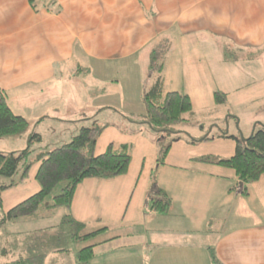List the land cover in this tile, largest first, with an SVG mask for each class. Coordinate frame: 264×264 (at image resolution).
I'll return each mask as SVG.
<instances>
[{
  "label": "crops",
  "instance_id": "crops-1",
  "mask_svg": "<svg viewBox=\"0 0 264 264\" xmlns=\"http://www.w3.org/2000/svg\"><path fill=\"white\" fill-rule=\"evenodd\" d=\"M157 49L169 50L164 88L180 92L186 84L191 105L193 95L215 90L225 99L240 93L264 103V0H0V90L29 123L58 111L63 74L73 81L85 68L102 75L115 65L141 64ZM214 77L223 85L214 87ZM88 83L91 92L104 91L102 78ZM220 135L201 142L232 141L234 153L235 140ZM207 164L209 170L176 176L174 187L157 186L170 206L157 212L145 202L147 237L139 244L94 250L87 264H264V174L244 194L233 169ZM92 179L77 186L71 208L78 194L100 191L90 187ZM83 205H89L84 196Z\"/></svg>",
  "mask_w": 264,
  "mask_h": 264
},
{
  "label": "rangeland",
  "instance_id": "rangeland-1",
  "mask_svg": "<svg viewBox=\"0 0 264 264\" xmlns=\"http://www.w3.org/2000/svg\"><path fill=\"white\" fill-rule=\"evenodd\" d=\"M157 51L159 52L154 63L162 67L169 50ZM149 59L144 57L140 60L141 64L130 61L128 64L115 65L102 75L97 72L96 76L92 70L90 72L85 68L83 74H77V81L70 80L69 76L63 74L61 85L64 88V98L57 101L61 105L58 111H48L47 116L38 120V123H29L22 115L28 121V127L19 134L0 137V152L20 151L28 147L30 151L12 178L0 176V183L14 181L12 187L1 190L0 264L18 258L25 251L20 243L23 239L29 240L33 235L42 239L57 233H67V241H64L63 246L69 252L61 253L62 255L49 252L44 264H75L78 250L110 240L114 235H120V240L111 245H96V255L117 244H139L147 237L146 218L149 217L144 215L145 202L151 207L149 195L151 196L157 186L174 187L177 183L176 176L182 178L179 174L188 176L193 169L209 170L211 165L198 160L200 156H231L233 153L232 141L218 140L210 143L199 140L223 133L248 138L256 123L258 124L254 129L264 127L260 123L264 119V103L260 99L251 95L241 97L240 93H234L224 101H218L215 93L220 91L217 90L206 96L193 95L192 111L184 114V121L162 128L150 126L142 101L145 80L152 81L154 77L149 78L152 71V60ZM146 64H150V68ZM116 66H119L117 70ZM92 68L97 69L96 66ZM153 73L155 75L156 71ZM93 77L105 81L103 92L95 93L88 89V81ZM218 80L215 78L214 87L223 85ZM177 89L181 93H189L186 84ZM166 90L170 89L164 88ZM234 115L238 119L232 118ZM251 120L253 122L248 126ZM94 126L101 128L94 146V155L104 152L109 144L129 145L131 162L127 173L110 180L96 178L88 181L93 182L89 184L90 187L99 188L100 191L94 195L78 194L73 208L48 207L53 202V196L60 193L66 184L65 181L61 182L33 215L1 224V218L8 209L39 190L40 186L35 179L39 153L69 142L82 127ZM31 133L39 134L41 139L28 144V134ZM165 150L167 152L164 154ZM24 164H30V169L27 176L22 178ZM83 184L86 183L81 184L82 189L87 186ZM83 196L89 199V205H83ZM66 214H74L84 226L79 230L68 226L71 231L67 230L66 223H63ZM104 227L107 228L105 232L86 240L70 238L72 233L84 235Z\"/></svg>",
  "mask_w": 264,
  "mask_h": 264
},
{
  "label": "trees",
  "instance_id": "trees-1",
  "mask_svg": "<svg viewBox=\"0 0 264 264\" xmlns=\"http://www.w3.org/2000/svg\"><path fill=\"white\" fill-rule=\"evenodd\" d=\"M29 1L33 3V0ZM158 52L157 50L152 51L151 69L156 71V74L142 97L146 108L145 117L149 125L154 128H162L184 121V114L192 111L191 101L187 94L170 90L164 91L163 66L154 63ZM215 96L218 101L225 100V95L221 92H216ZM27 127L28 121L23 116L13 113L8 106L6 93L0 90V137L19 134ZM100 133L101 128L98 126L82 127L69 142L50 151L39 153L37 157L39 165L35 174V179L40 186L39 190L8 209L1 218V224L33 215L61 182L65 181L66 184L60 193L53 196V202L48 207L70 208L77 186L85 179H113L126 174L131 162L129 145L109 144L104 152L94 155V146ZM220 137H229L235 140L234 153L226 158L203 155L198 160L233 169L238 178L239 188L245 194L247 185L258 180L264 174V128L254 129L253 133L243 140L224 134ZM40 139L39 134L31 133L28 136V144ZM208 139L204 138V140ZM29 152V147L20 151L0 152V176L12 178ZM23 167L22 178L27 176L30 164H24ZM13 185L14 181L0 183V206L2 203L1 190L8 189ZM150 199L152 210L166 212L169 209L170 198L161 189L156 187ZM63 221L67 225L66 228L71 226L76 227L75 230H79L84 226V223L75 219L72 214H66ZM68 229L71 231L70 228ZM103 230L105 228L84 235L72 233L70 238L86 240L95 237ZM66 234L57 233L42 239L35 235L30 236L25 243V255H20L18 258L2 264H44L49 252H69V249L63 246L64 241L65 243L67 241ZM96 245L99 244L87 245L78 250L75 264H87L94 257Z\"/></svg>",
  "mask_w": 264,
  "mask_h": 264
},
{
  "label": "water",
  "instance_id": "water-1",
  "mask_svg": "<svg viewBox=\"0 0 264 264\" xmlns=\"http://www.w3.org/2000/svg\"><path fill=\"white\" fill-rule=\"evenodd\" d=\"M254 128H255V126H254V127H253V129H252V133H253V131H254ZM263 128H264V127H263ZM252 133H251V134H252ZM251 134H250V135H251ZM240 139H242V140H243V139H246V138H244V137H241ZM201 140H202V139H201ZM201 140H200V141H201Z\"/></svg>",
  "mask_w": 264,
  "mask_h": 264
}]
</instances>
